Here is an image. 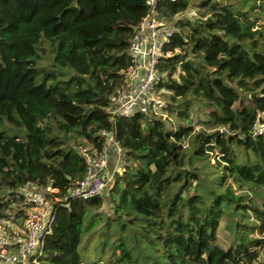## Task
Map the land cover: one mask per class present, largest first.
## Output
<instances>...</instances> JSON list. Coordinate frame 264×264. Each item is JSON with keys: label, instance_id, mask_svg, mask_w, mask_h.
Segmentation results:
<instances>
[{"label": "trees", "instance_id": "1", "mask_svg": "<svg viewBox=\"0 0 264 264\" xmlns=\"http://www.w3.org/2000/svg\"><path fill=\"white\" fill-rule=\"evenodd\" d=\"M146 1L0 0V220L29 183L63 197L86 174L77 148L101 150L114 128L121 171L55 208L39 264H264V0H161L177 28L161 63L169 120L113 124Z\"/></svg>", "mask_w": 264, "mask_h": 264}, {"label": "built area", "instance_id": "2", "mask_svg": "<svg viewBox=\"0 0 264 264\" xmlns=\"http://www.w3.org/2000/svg\"><path fill=\"white\" fill-rule=\"evenodd\" d=\"M160 2L146 1L147 15L128 49L131 64L124 71L123 85L109 109L113 124L117 118H132L137 113L151 119L169 120L161 63L174 54L168 48L177 28L160 14ZM263 132L264 128L257 125L256 133ZM102 136L101 150L91 145L81 149L87 162L86 174L72 182L63 197H59L58 189L32 183L16 193L9 218L0 220V264H39L45 238L52 230L55 208L69 207L72 200H88L103 194L120 171L126 153L114 128L103 131Z\"/></svg>", "mask_w": 264, "mask_h": 264}, {"label": "rangeland", "instance_id": "3", "mask_svg": "<svg viewBox=\"0 0 264 264\" xmlns=\"http://www.w3.org/2000/svg\"><path fill=\"white\" fill-rule=\"evenodd\" d=\"M195 1L197 2L198 0H195ZM198 14H199L198 9H196L195 6H192V8H190L184 14V16L187 17V18L196 19L199 16ZM169 123H170V121H167V125L168 126H169ZM173 124L176 125L177 121H175ZM258 127L259 128H264V125L259 123ZM23 133H24V131H23ZM82 148H77L78 152H80ZM122 162L124 163V161H122ZM120 171H121V168H120ZM105 197H107L106 193H105ZM101 212H103L104 214H106L108 216H113V210L111 209V206H110V204L107 201L105 202ZM219 239H220L219 242H220L221 245H224V244H226V242L229 241V233H228V230L225 227V223L222 225V228L220 230ZM86 240H87V236L84 237L83 243H82V245L80 247V252H81V255L83 256L85 261H88L89 259L93 261V260H95V258L97 256V253H96V250H95V245L93 244L94 242H92L90 245L87 244V242H85ZM223 241H225V242H223ZM261 261L264 263V251H262V253H261Z\"/></svg>", "mask_w": 264, "mask_h": 264}, {"label": "crops", "instance_id": "4", "mask_svg": "<svg viewBox=\"0 0 264 264\" xmlns=\"http://www.w3.org/2000/svg\"><path fill=\"white\" fill-rule=\"evenodd\" d=\"M114 168V165H111L110 169H113Z\"/></svg>", "mask_w": 264, "mask_h": 264}]
</instances>
